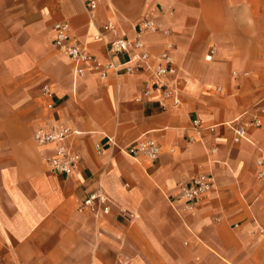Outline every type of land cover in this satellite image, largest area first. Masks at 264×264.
I'll return each mask as SVG.
<instances>
[{
	"label": "crops",
	"instance_id": "obj_1",
	"mask_svg": "<svg viewBox=\"0 0 264 264\" xmlns=\"http://www.w3.org/2000/svg\"><path fill=\"white\" fill-rule=\"evenodd\" d=\"M144 17L169 27L143 40L181 67L179 103L142 72L101 78L84 62L72 73L52 43L57 19L99 58L119 57L93 38L82 0H0V264H264V0H98L95 14L128 35ZM243 110L261 124L236 140L228 122ZM63 125L80 130L68 177L48 170L32 137ZM140 137L159 145L157 159L119 149ZM199 173L214 188L175 210L176 184ZM94 191L109 213L79 209Z\"/></svg>",
	"mask_w": 264,
	"mask_h": 264
},
{
	"label": "built area",
	"instance_id": "obj_2",
	"mask_svg": "<svg viewBox=\"0 0 264 264\" xmlns=\"http://www.w3.org/2000/svg\"><path fill=\"white\" fill-rule=\"evenodd\" d=\"M88 12V22L95 28L94 39L104 41L107 52L119 56L117 59L110 57L103 60L88 49L87 42L80 41L72 34V28L68 20L57 19L52 22L53 37L52 43L64 55L67 62L71 63L72 73L82 74L84 72L83 63L90 62L93 70L99 77L104 78L109 71L116 74H135L142 72L147 74L154 83L163 86L164 96H171L174 103L180 102L179 93V71L181 67L175 62L173 56L167 49L162 50L156 56H152L151 51L143 40L146 32L161 31L167 33L169 27L163 25L159 20L152 17H144L135 24V32L128 35L120 28L119 24L108 19L97 23L95 19L98 0H82ZM171 42H167L166 47H171ZM213 47L210 49V53ZM207 54L206 57H210ZM43 93L52 95L49 88L44 85ZM144 94L150 93V88L143 90ZM141 99V95L136 96ZM52 103H49L51 106ZM247 110H243L239 115L228 123L234 131V139L248 138L246 127L249 125L259 126L261 119L258 115H248ZM194 128L199 126V118L192 120ZM80 130L70 125L53 126L44 128L38 126L33 130L32 137L35 143L43 151V160L50 172L68 177L78 170L81 164V156L76 152L71 144L70 137ZM108 142L115 144L113 137L108 136ZM119 149L131 158L137 160L141 157L155 160L159 154V145L151 137H140L135 142ZM259 167L258 177L264 180V155L256 158ZM214 188V179L209 173H199L187 181H179L176 184L173 194V207L177 211H191L195 209L197 202L207 192ZM79 209H92L95 214L109 213L111 203L107 196L100 191L88 193L79 204ZM126 218H131V214L119 209Z\"/></svg>",
	"mask_w": 264,
	"mask_h": 264
}]
</instances>
